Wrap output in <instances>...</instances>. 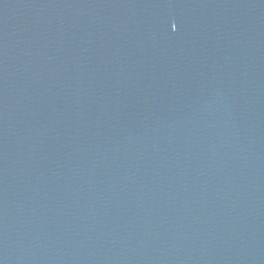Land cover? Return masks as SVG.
<instances>
[{
  "label": "water",
  "instance_id": "1",
  "mask_svg": "<svg viewBox=\"0 0 264 264\" xmlns=\"http://www.w3.org/2000/svg\"><path fill=\"white\" fill-rule=\"evenodd\" d=\"M0 264H264V0H0Z\"/></svg>",
  "mask_w": 264,
  "mask_h": 264
}]
</instances>
